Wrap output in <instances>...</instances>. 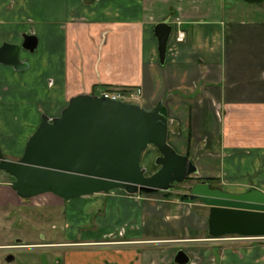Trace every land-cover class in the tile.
Segmentation results:
<instances>
[{
    "label": "crops",
    "instance_id": "obj_1",
    "mask_svg": "<svg viewBox=\"0 0 264 264\" xmlns=\"http://www.w3.org/2000/svg\"><path fill=\"white\" fill-rule=\"evenodd\" d=\"M166 1L155 14L149 0H41L34 29L12 35L19 46L26 35L38 38L34 52L20 53L29 68L0 63V132L36 130L45 112L59 116L80 94L140 88L143 107L163 103L169 144L196 164L200 178L223 182L220 189L228 193L264 192V18L228 17L223 9H205L206 0ZM162 22L173 26L165 64L155 33ZM179 32L183 42L176 40ZM5 139L0 136L3 153L14 147ZM25 140L17 142V152L25 151ZM112 194L62 206L72 224L65 244H78L67 250L109 248L64 254V264H144L159 256L157 249L143 252L147 244L209 232L210 208L202 215L161 194L143 201ZM224 258L246 264L238 251Z\"/></svg>",
    "mask_w": 264,
    "mask_h": 264
},
{
    "label": "water",
    "instance_id": "obj_2",
    "mask_svg": "<svg viewBox=\"0 0 264 264\" xmlns=\"http://www.w3.org/2000/svg\"><path fill=\"white\" fill-rule=\"evenodd\" d=\"M262 3L264 0H243ZM162 64L166 63L173 26L156 25ZM39 40L26 35L22 45L4 44L0 63L18 71L29 68L21 51L34 52ZM169 117L160 102L149 110L104 95L80 94L71 98L58 117L42 116L41 124L27 143L23 157L12 161L0 147V172L12 178V189L22 199L52 193L65 201L122 189L129 194L167 192L198 173L196 164L169 144ZM161 153L160 169L148 176L142 166L146 149ZM191 200L210 208L209 234L213 240L226 236L264 239V192L243 194L213 188L203 180L193 187ZM175 264H189L181 250Z\"/></svg>",
    "mask_w": 264,
    "mask_h": 264
},
{
    "label": "rangeland",
    "instance_id": "obj_3",
    "mask_svg": "<svg viewBox=\"0 0 264 264\" xmlns=\"http://www.w3.org/2000/svg\"><path fill=\"white\" fill-rule=\"evenodd\" d=\"M161 1L158 2L157 0H149L151 4H154L152 11L155 14H160L163 10H165L164 7L168 1ZM206 3L207 4L204 7L205 9L208 8L214 12L218 9H223L222 15L225 14L228 17L240 16L252 18L258 16L264 18V1L262 3L252 4L243 0H206ZM39 5H41V0H0V43L13 44L11 43L12 35L17 33L16 30H19L17 33L19 36H24L25 34L23 29H29L28 27L34 29L33 13ZM175 31L176 28H174V32ZM2 73L3 71L1 70L0 76ZM106 91L122 92L126 95L127 92H129L126 89H109ZM100 95H102V93ZM70 100L67 101V106L69 105ZM127 102L142 106L143 92L140 96L137 95L135 99H129ZM45 114L50 115L48 112H45L43 115ZM11 115L14 117V114ZM36 130L23 131L21 129L16 130L15 132L13 131L7 133L1 131L0 136L3 135L4 138L8 140L7 142H12L14 144L12 150L9 149L6 153H4L5 157L12 161H19L23 157L25 151L17 152V142H19L20 138L24 137L26 138L25 141L28 143ZM160 156L161 153L157 147L150 146L146 149L142 158V166L147 169L148 176L154 174L160 169V166L156 165V161ZM202 179L203 178H200L197 174L193 175L185 182L175 184L172 189L167 192L129 194L122 189H113L110 192L115 195H121V197L127 196V198L140 199L142 201L153 198L156 194H161L165 199H178L181 202H185L189 209H194L200 214L205 215L209 213V206H207L203 201L191 200V198L186 199L183 197L186 195L190 197L193 187L200 183ZM12 181H14V178L0 172V245L13 244L15 238L18 236L24 238L25 241L28 242L43 243V240L40 239L41 234L42 236H47L46 243H61L65 241L67 229L72 224L67 219L66 208L62 206H66L68 203L73 202L78 198L71 201H65L52 193H47L33 199H22L12 189L10 185ZM211 185L217 188L225 187V184L221 181H216ZM226 187H228V185H226ZM7 192H10L12 195H9ZM109 193L100 194L104 197L109 195ZM167 194L170 196H167ZM87 197L89 196L80 198L85 199ZM14 206L34 207L27 211L19 210L15 214L17 209ZM98 215L99 214H96L94 216L91 223L95 224V220ZM20 219L24 222V225H19L18 227V221ZM29 224L31 225V227H29L31 232L26 231ZM89 227H83L81 229L90 230ZM107 249L109 250V248ZM107 249L79 247L77 249H70L71 251L67 249L65 251H48L47 257L49 258V264H55V262L60 260V258H62L63 263V255L70 252H74L76 254L86 253L91 255L92 253L99 251H107ZM156 249L159 251V256L147 258L148 260L147 262L145 260L144 264H175V257L181 250L185 251L189 255L191 259L189 264H225L226 259L224 256L225 253L229 251L241 252L243 254V260L246 264H264V239L245 240L239 236L231 235L219 240H213L209 235L208 229L199 236H196L194 239L182 240L179 243H164L154 246L147 244L144 248H142V251L145 253L147 251V253L152 254V252L156 253L154 251ZM86 256L85 258H87Z\"/></svg>",
    "mask_w": 264,
    "mask_h": 264
},
{
    "label": "flooded vegetation",
    "instance_id": "obj_4",
    "mask_svg": "<svg viewBox=\"0 0 264 264\" xmlns=\"http://www.w3.org/2000/svg\"><path fill=\"white\" fill-rule=\"evenodd\" d=\"M13 182V181H12ZM11 185V183H10ZM17 210H31L34 206H14ZM42 207V206H40ZM14 212V211H13ZM18 227L23 226L24 222L20 219L18 221ZM26 226V225H25ZM24 226V227H25ZM31 225H28L26 231L31 232ZM43 243H35L31 241H25L22 237H16L13 244L0 245V264H49V258L47 257L48 251H65L69 249L68 247H76L78 244L76 242L66 246L65 241L56 243H46L47 236L40 235ZM66 240V237H65ZM64 259V258H63ZM62 258L57 260L55 264H61ZM64 264V260L63 263Z\"/></svg>",
    "mask_w": 264,
    "mask_h": 264
},
{
    "label": "built area",
    "instance_id": "obj_5",
    "mask_svg": "<svg viewBox=\"0 0 264 264\" xmlns=\"http://www.w3.org/2000/svg\"><path fill=\"white\" fill-rule=\"evenodd\" d=\"M185 33L184 32H179L178 36L176 38L177 42H183L185 40ZM142 89L138 88L136 90L133 91H129L127 92V95L122 93V92H103L102 95L111 98L113 100H117V101H128L129 99H135L138 96H140L142 94Z\"/></svg>",
    "mask_w": 264,
    "mask_h": 264
},
{
    "label": "trees",
    "instance_id": "obj_6",
    "mask_svg": "<svg viewBox=\"0 0 264 264\" xmlns=\"http://www.w3.org/2000/svg\"><path fill=\"white\" fill-rule=\"evenodd\" d=\"M202 180H203V179H202ZM202 180H201V181H202ZM204 180H207L210 184H213L214 182L217 181V179H210V178H205ZM167 196H170V195L167 194ZM183 197L186 198V199H190V197L187 196V195H186V196H183ZM183 197H182V198H183Z\"/></svg>",
    "mask_w": 264,
    "mask_h": 264
}]
</instances>
